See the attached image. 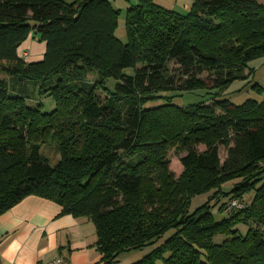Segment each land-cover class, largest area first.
I'll return each mask as SVG.
<instances>
[{
    "label": "trees",
    "instance_id": "16d2710c",
    "mask_svg": "<svg viewBox=\"0 0 264 264\" xmlns=\"http://www.w3.org/2000/svg\"><path fill=\"white\" fill-rule=\"evenodd\" d=\"M112 1L0 0V74L8 76H0V216L28 195L54 200L91 220L103 264L169 230L131 264H264V184L255 186L264 173V100L180 107L164 96L241 78L264 56V3L194 0L180 13L137 0L125 10L121 43ZM31 33L45 52L26 62L18 47ZM43 95L54 101L49 112L41 100L26 103ZM46 143L58 158L42 154ZM173 147L185 152L178 177L168 169ZM236 176L242 182L220 208L226 218L214 220L207 204L189 211L194 196ZM234 200L243 206L229 207Z\"/></svg>",
    "mask_w": 264,
    "mask_h": 264
},
{
    "label": "crops",
    "instance_id": "0c3cea01",
    "mask_svg": "<svg viewBox=\"0 0 264 264\" xmlns=\"http://www.w3.org/2000/svg\"><path fill=\"white\" fill-rule=\"evenodd\" d=\"M136 1L113 0L112 3L126 10ZM152 1L184 13L194 0ZM21 51L22 58H30L26 62L39 61L45 52V43L31 33ZM95 241V227L89 218L63 213L60 204L44 197L28 195L0 216V264H46L57 256L71 264H103Z\"/></svg>",
    "mask_w": 264,
    "mask_h": 264
},
{
    "label": "rangeland",
    "instance_id": "374dc122",
    "mask_svg": "<svg viewBox=\"0 0 264 264\" xmlns=\"http://www.w3.org/2000/svg\"><path fill=\"white\" fill-rule=\"evenodd\" d=\"M259 3H264V0H257ZM125 20V10H121L118 19H117V27L115 29V36L121 42L125 43L127 41L126 28L124 25ZM23 42L18 47V53L21 56ZM28 54V53H27ZM24 60L30 61V58L27 56L23 57ZM40 59V57L38 58ZM32 61H34L32 59ZM249 70L252 71L249 74ZM124 73L131 75L133 73V68L124 69ZM1 77L8 79V76L5 74H0ZM91 80L95 79V76H90ZM109 87H114V80L109 79ZM256 87H259L260 90H256ZM100 92V90H98ZM165 97H169V100L172 104L184 107L192 104H208L211 102L213 98H226L232 101L236 105L242 104L245 100L251 99L256 102H261L264 100V56L259 58L252 59L246 63V68L242 73V77L235 79L228 86L223 89H210L204 90L199 89L193 92H184V93H173L166 92L164 93ZM35 97V98H34ZM32 99H27L26 103L35 107L39 100H41L44 109V112H49L54 107V101L52 98L43 95L42 97L34 96ZM167 100L159 98L155 101V104H161ZM199 150H203V145L200 144L198 146ZM42 154L48 157L51 160L58 158L57 153L54 150V147L49 144H43L41 148ZM185 155V152L178 150L177 148H171L167 153V159L169 160V171L173 173L175 177H178L183 172L182 164L180 163V158ZM226 155V149L223 146H219V157L221 162L224 160ZM242 182L241 177L236 176L233 178H229L219 186L214 187L212 189H206L200 192L198 195L194 196L189 211L193 212L198 208H201L203 205H208L209 210L213 216V219L216 221H220L228 216V212L220 209L223 204H228L231 198V190L233 186L240 184ZM264 184V173H261L259 179L255 181V186H260ZM251 193L248 192L244 195L243 203H248L251 200ZM243 206V205H242ZM199 210V209H198ZM236 228L245 235L247 230V225L245 223H238ZM174 231L169 230L164 235H162L159 239H157L153 244L146 245L142 248L133 249L128 252H124L119 256V260H121L122 264H131L136 261H139L146 254L152 252L157 247L161 246L166 238L172 235ZM221 238H216V242L220 241ZM165 256V255H163ZM163 262L162 258L159 257L157 259V264H161Z\"/></svg>",
    "mask_w": 264,
    "mask_h": 264
},
{
    "label": "built area",
    "instance_id": "2783aa9c",
    "mask_svg": "<svg viewBox=\"0 0 264 264\" xmlns=\"http://www.w3.org/2000/svg\"><path fill=\"white\" fill-rule=\"evenodd\" d=\"M240 206L242 205L239 204L236 200L232 201L229 205V207H240ZM46 264H71V263L66 258L57 256Z\"/></svg>",
    "mask_w": 264,
    "mask_h": 264
}]
</instances>
